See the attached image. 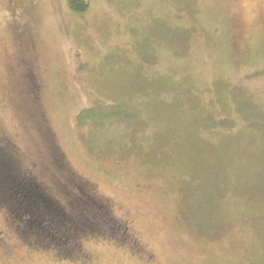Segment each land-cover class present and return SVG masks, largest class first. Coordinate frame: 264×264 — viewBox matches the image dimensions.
I'll list each match as a JSON object with an SVG mask.
<instances>
[{
	"label": "rangeland",
	"instance_id": "rangeland-1",
	"mask_svg": "<svg viewBox=\"0 0 264 264\" xmlns=\"http://www.w3.org/2000/svg\"><path fill=\"white\" fill-rule=\"evenodd\" d=\"M85 1L0 0V144L131 240L65 259L0 206V264H264V0Z\"/></svg>",
	"mask_w": 264,
	"mask_h": 264
},
{
	"label": "trees",
	"instance_id": "trees-1",
	"mask_svg": "<svg viewBox=\"0 0 264 264\" xmlns=\"http://www.w3.org/2000/svg\"><path fill=\"white\" fill-rule=\"evenodd\" d=\"M77 1L70 0L71 7L85 11L87 2ZM17 154L8 142L0 144V206L27 242L40 249H51L66 259L78 254L81 238L87 235L106 237L108 234L114 241L123 243L131 240L123 222L110 221V206L108 214L107 202L97 199L87 181L73 175L81 194L78 195L79 191L73 194L66 205L34 174L21 169Z\"/></svg>",
	"mask_w": 264,
	"mask_h": 264
}]
</instances>
